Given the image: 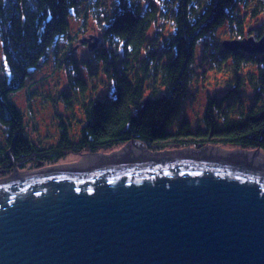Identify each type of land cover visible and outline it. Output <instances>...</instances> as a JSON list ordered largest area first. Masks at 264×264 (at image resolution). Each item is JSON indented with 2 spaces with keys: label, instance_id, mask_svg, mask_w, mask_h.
<instances>
[{
  "label": "trees",
  "instance_id": "trees-1",
  "mask_svg": "<svg viewBox=\"0 0 264 264\" xmlns=\"http://www.w3.org/2000/svg\"><path fill=\"white\" fill-rule=\"evenodd\" d=\"M82 3L0 1V71L5 73L0 80V172L54 165L68 155L78 160L133 140L152 152L212 145L264 153V54L227 51L216 41L223 27L232 40L251 36L250 24L264 17V0H88L80 12ZM73 11L82 19L84 35L91 19L101 37L92 43L71 38ZM68 37L89 52L88 58H77L72 47L58 64L66 69V87L58 95L71 119L75 107L82 115L80 136L73 140L71 119L67 124L60 116L59 140L36 144L11 95L25 87L31 73ZM196 64L199 69L211 66L228 79L226 91L209 98L200 124L192 128L188 118L177 120ZM202 73L204 77L206 71ZM101 74L113 84L102 96L94 84Z\"/></svg>",
  "mask_w": 264,
  "mask_h": 264
},
{
  "label": "water",
  "instance_id": "water-1",
  "mask_svg": "<svg viewBox=\"0 0 264 264\" xmlns=\"http://www.w3.org/2000/svg\"><path fill=\"white\" fill-rule=\"evenodd\" d=\"M222 45L264 54V33ZM254 152H152L133 140L14 166L0 176V264H264V155Z\"/></svg>",
  "mask_w": 264,
  "mask_h": 264
},
{
  "label": "rangeland",
  "instance_id": "rangeland-1",
  "mask_svg": "<svg viewBox=\"0 0 264 264\" xmlns=\"http://www.w3.org/2000/svg\"><path fill=\"white\" fill-rule=\"evenodd\" d=\"M81 1L83 3L80 12H83L88 0ZM69 23L71 28V38L77 36L78 38L90 39V42L92 43L94 42V38L101 37L102 35V31L98 29L95 21L91 19L88 20L87 34L84 35V30L81 28L82 19L76 11L71 13ZM250 29L253 31L251 36L257 37L259 30H264V17H259L250 24ZM249 36L250 35L247 34L246 38ZM70 37L60 40L57 47L50 52L48 60L42 62L40 67L31 73L29 79L25 83V87L11 95V100L15 103L17 109L23 112L28 136L31 141L36 144L43 143L48 146L56 143L61 134L59 130L61 123L60 116L67 124L73 117L70 115V112H67L64 108L61 102V97L58 95L59 92L66 87V69H64L63 64L58 66L59 59L64 54L70 55L72 47L74 48L72 54L77 58L86 59L89 57V52L86 45L73 42ZM228 40L232 39L228 34L227 27H223L218 31L216 41L222 48V44ZM2 53V44L0 42V67L1 65L3 66V64H1L3 63ZM200 54L201 46L200 49L198 48L196 51L197 59ZM198 64L194 66L195 79L189 87L187 96L184 99L183 113L177 120V123H179L183 116L188 118L191 122L192 128H196L200 124L209 98L214 96L220 97L226 91L227 87L225 86V81L228 79L226 75L211 70V66L206 65L199 69ZM203 71H206L204 77L202 73ZM4 74L3 71H0V80L3 78ZM94 84L98 86L97 94L100 96L110 91L113 87L112 82H109L107 77L102 74L98 80L94 81ZM249 95L250 91L248 89L246 91V98ZM74 110L76 115L75 119H71L70 135L73 140L77 141L82 127V124L79 123V121H81L83 117L77 107H75ZM2 142L3 135L0 127V145ZM68 156L72 157L74 155ZM10 173H14V171L0 172V176Z\"/></svg>",
  "mask_w": 264,
  "mask_h": 264
},
{
  "label": "bare ground",
  "instance_id": "bare-ground-1",
  "mask_svg": "<svg viewBox=\"0 0 264 264\" xmlns=\"http://www.w3.org/2000/svg\"><path fill=\"white\" fill-rule=\"evenodd\" d=\"M146 149V148H145ZM249 151V150H246ZM249 152H253V151H249ZM254 153H258V154H263L262 152H254ZM264 155V154H263Z\"/></svg>",
  "mask_w": 264,
  "mask_h": 264
}]
</instances>
